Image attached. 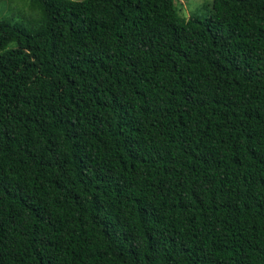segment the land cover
<instances>
[{"label": "trees", "instance_id": "trees-1", "mask_svg": "<svg viewBox=\"0 0 264 264\" xmlns=\"http://www.w3.org/2000/svg\"><path fill=\"white\" fill-rule=\"evenodd\" d=\"M29 1L0 18V264H264V0Z\"/></svg>", "mask_w": 264, "mask_h": 264}, {"label": "rangeland", "instance_id": "rangeland-1", "mask_svg": "<svg viewBox=\"0 0 264 264\" xmlns=\"http://www.w3.org/2000/svg\"><path fill=\"white\" fill-rule=\"evenodd\" d=\"M211 2L212 0H174L178 15L184 19L191 15H206ZM39 14L38 7L29 0H0V18L23 21L36 19Z\"/></svg>", "mask_w": 264, "mask_h": 264}]
</instances>
